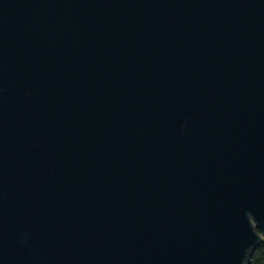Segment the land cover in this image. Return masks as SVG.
Returning a JSON list of instances; mask_svg holds the SVG:
<instances>
[{"label":"water","instance_id":"95a60500","mask_svg":"<svg viewBox=\"0 0 264 264\" xmlns=\"http://www.w3.org/2000/svg\"><path fill=\"white\" fill-rule=\"evenodd\" d=\"M263 240L264 0H0V264Z\"/></svg>","mask_w":264,"mask_h":264},{"label":"trees","instance_id":"16d2710c","mask_svg":"<svg viewBox=\"0 0 264 264\" xmlns=\"http://www.w3.org/2000/svg\"><path fill=\"white\" fill-rule=\"evenodd\" d=\"M247 264H264V240L254 249Z\"/></svg>","mask_w":264,"mask_h":264}]
</instances>
